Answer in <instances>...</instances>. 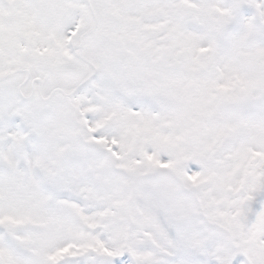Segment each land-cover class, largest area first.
Returning a JSON list of instances; mask_svg holds the SVG:
<instances>
[{
	"label": "snow or ice",
	"instance_id": "6c2138e0",
	"mask_svg": "<svg viewBox=\"0 0 264 264\" xmlns=\"http://www.w3.org/2000/svg\"><path fill=\"white\" fill-rule=\"evenodd\" d=\"M0 264H264V0H0Z\"/></svg>",
	"mask_w": 264,
	"mask_h": 264
}]
</instances>
